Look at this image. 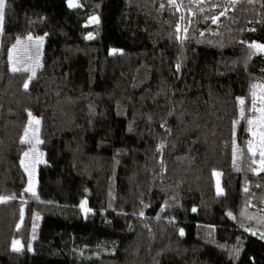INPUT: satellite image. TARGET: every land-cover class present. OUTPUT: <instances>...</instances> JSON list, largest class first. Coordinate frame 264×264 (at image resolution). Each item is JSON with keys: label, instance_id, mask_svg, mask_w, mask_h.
<instances>
[{"label": "trees", "instance_id": "obj_1", "mask_svg": "<svg viewBox=\"0 0 264 264\" xmlns=\"http://www.w3.org/2000/svg\"><path fill=\"white\" fill-rule=\"evenodd\" d=\"M29 37H44L38 59L15 62ZM256 44L264 0H5L0 264H264Z\"/></svg>", "mask_w": 264, "mask_h": 264}, {"label": "rangeland", "instance_id": "obj_2", "mask_svg": "<svg viewBox=\"0 0 264 264\" xmlns=\"http://www.w3.org/2000/svg\"><path fill=\"white\" fill-rule=\"evenodd\" d=\"M43 38H33L29 37V45L26 48L23 43H21L18 47L15 48V51L13 53L12 59L15 62L24 61L26 62H32L35 63L36 60L39 57V54L42 49V42ZM263 46L260 44H256V47L264 52V48L259 47ZM31 63V64H32ZM257 97V103L256 108L259 109L260 107L264 106L261 104L260 97H264V85L258 84L256 86L255 92ZM253 100V99H252ZM261 112L258 110H254L252 106V112H251V120H253V123L250 125V137H251V143H252V153H255L258 155V163H257V169L258 171H264V164L261 163L262 158L261 157V136L260 133L264 132V127H261L262 121L260 120ZM38 118L29 115L28 117V123L26 125V128L24 129V133L22 136V140L27 142V147L24 150L22 154V164L24 166V169L27 174V182L25 186V191L30 194L36 193L37 188V167L39 165H42L45 163V156L44 152L40 148V138L38 135ZM253 133H256V135H253ZM250 218L253 220L252 227L258 229L260 232H264V215L262 213H254L250 215ZM26 221L24 220L23 225L25 226ZM24 232L22 233V236L19 240L15 241L12 245L13 248H17L19 243L21 245L24 244Z\"/></svg>", "mask_w": 264, "mask_h": 264}, {"label": "snow or ice", "instance_id": "obj_3", "mask_svg": "<svg viewBox=\"0 0 264 264\" xmlns=\"http://www.w3.org/2000/svg\"><path fill=\"white\" fill-rule=\"evenodd\" d=\"M170 2H172V0H170ZM69 3L71 5V0H69ZM4 6H5V0H0V20L3 19ZM259 47L264 48V46H259ZM25 87H27V85H25ZM252 95H253V100H252L253 109L254 110H258V111L261 112V114H262L261 117H260V120L262 121L261 127H264V106H262L259 109H257L256 108V103H257L256 94L253 93ZM259 99L261 101V104L264 105V97H260ZM239 103L241 105V112L243 113V111H244V109H243L244 100L240 99ZM242 118H243V116H242ZM37 123H39V121H37ZM248 123H249V125H251L253 123V120L249 119ZM253 135H256V133H253ZM260 136H261V152H260V154H261V157L264 158V132L260 133ZM249 150L252 151V143H251V141L249 142ZM253 154H255V153H253ZM253 162L255 163V161H253ZM261 163L264 164V159H262ZM27 190L28 189H26V191Z\"/></svg>", "mask_w": 264, "mask_h": 264}]
</instances>
